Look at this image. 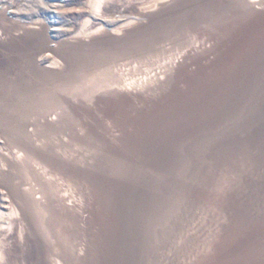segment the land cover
<instances>
[{
  "label": "bare ground",
  "instance_id": "bare-ground-1",
  "mask_svg": "<svg viewBox=\"0 0 264 264\" xmlns=\"http://www.w3.org/2000/svg\"><path fill=\"white\" fill-rule=\"evenodd\" d=\"M70 2L0 0V264H264V0Z\"/></svg>",
  "mask_w": 264,
  "mask_h": 264
},
{
  "label": "rangeland",
  "instance_id": "rangeland-1",
  "mask_svg": "<svg viewBox=\"0 0 264 264\" xmlns=\"http://www.w3.org/2000/svg\"><path fill=\"white\" fill-rule=\"evenodd\" d=\"M82 1L83 0H71L70 3H72L71 5L72 9L64 16V24L66 26L74 27V29L77 30L79 24L83 23L85 19L84 16L81 15L82 17H79L77 15L79 12L80 3ZM196 1L199 2V0ZM197 5H199L200 7L203 4L199 2L197 3ZM5 25L8 26L9 24H5ZM195 33H196L197 43L194 46H198L199 48L196 50V52L194 51V53L198 56L199 59L195 62L196 63L195 65H192L191 62H189L192 56H194L193 52H190V55H188L185 58V61L188 62L186 68V72H187L186 75L189 74V72L191 71V69H193V67L205 64L213 58V55L207 53L206 51L207 49H209L210 46L213 45V43L217 42L218 40L217 36L214 35L207 28L206 29L203 27L198 28ZM203 33L204 35H202ZM49 45H52V43H50ZM101 48H99L100 50L96 51V53L105 54L106 53L105 47L101 46ZM30 49L31 47L28 45L27 40L25 39L21 40L20 38H18L17 34H15V37H9V38H4V36H1L0 37V75L2 76L5 75V77H15L18 71L19 72L22 71V67L24 66L25 56L29 53L28 51ZM74 49L78 51L81 50L84 51L87 50L88 48L83 47L81 45H76ZM89 49H93V48L89 47ZM178 50L184 52L189 50V48L179 47ZM35 59L38 60V56H35ZM135 68L137 67L133 65L124 67V73L127 76L126 80L129 84L136 81L139 82V80L141 81L143 79H148L153 75V73L150 72L149 68L147 69L144 68L135 69ZM4 71H6L7 73H4Z\"/></svg>",
  "mask_w": 264,
  "mask_h": 264
}]
</instances>
